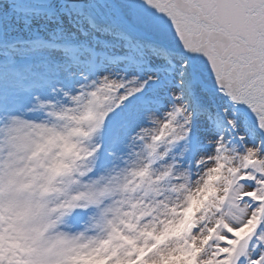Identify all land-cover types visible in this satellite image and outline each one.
<instances>
[{"label":"snow or ice","instance_id":"6c2138e0","mask_svg":"<svg viewBox=\"0 0 264 264\" xmlns=\"http://www.w3.org/2000/svg\"><path fill=\"white\" fill-rule=\"evenodd\" d=\"M0 264H264V0H0Z\"/></svg>","mask_w":264,"mask_h":264}]
</instances>
